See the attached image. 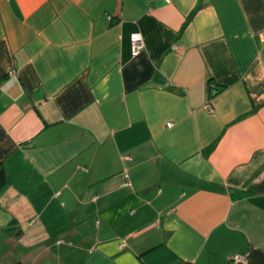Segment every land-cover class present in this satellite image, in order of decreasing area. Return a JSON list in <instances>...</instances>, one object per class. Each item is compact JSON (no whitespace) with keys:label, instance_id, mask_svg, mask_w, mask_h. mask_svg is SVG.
I'll return each instance as SVG.
<instances>
[{"label":"crops","instance_id":"1","mask_svg":"<svg viewBox=\"0 0 264 264\" xmlns=\"http://www.w3.org/2000/svg\"><path fill=\"white\" fill-rule=\"evenodd\" d=\"M263 34L264 0H0V264H264Z\"/></svg>","mask_w":264,"mask_h":264},{"label":"built area","instance_id":"2","mask_svg":"<svg viewBox=\"0 0 264 264\" xmlns=\"http://www.w3.org/2000/svg\"><path fill=\"white\" fill-rule=\"evenodd\" d=\"M112 19V18H110ZM262 40L264 41V34L262 36ZM131 42H132V50H133V55L135 57L139 56L144 48V41H143V37L140 33H134L131 36ZM176 49V48H174ZM17 74V72L15 70L10 72V76H15ZM169 127H172V124H169ZM232 264H248V259L246 257H242V256H236L232 259Z\"/></svg>","mask_w":264,"mask_h":264},{"label":"trees","instance_id":"3","mask_svg":"<svg viewBox=\"0 0 264 264\" xmlns=\"http://www.w3.org/2000/svg\"><path fill=\"white\" fill-rule=\"evenodd\" d=\"M8 185V177L6 169L3 165H0V193L6 188Z\"/></svg>","mask_w":264,"mask_h":264}]
</instances>
